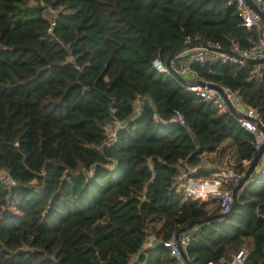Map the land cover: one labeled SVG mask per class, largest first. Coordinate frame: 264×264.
Returning a JSON list of instances; mask_svg holds the SVG:
<instances>
[{
  "label": "trees",
  "instance_id": "trees-1",
  "mask_svg": "<svg viewBox=\"0 0 264 264\" xmlns=\"http://www.w3.org/2000/svg\"><path fill=\"white\" fill-rule=\"evenodd\" d=\"M258 37L236 0H0V168L16 180L0 182V264H176L161 241L142 242L184 228H195L191 264L242 246L246 264H264V160L226 217L175 182L204 154V176L243 169L254 134L152 64L187 38ZM191 68L238 91L264 125V62ZM175 109L184 124L167 121Z\"/></svg>",
  "mask_w": 264,
  "mask_h": 264
},
{
  "label": "built area",
  "instance_id": "built-area-1",
  "mask_svg": "<svg viewBox=\"0 0 264 264\" xmlns=\"http://www.w3.org/2000/svg\"><path fill=\"white\" fill-rule=\"evenodd\" d=\"M236 1L244 25H255L259 29V37L257 40L253 41L249 46L243 47L236 39H230V45L225 48L216 41H206L199 44L187 38L184 47L175 54L167 59H162L160 56H157L153 59L152 64L160 72L175 75L181 85L193 91L203 100L209 101L218 111L233 113L240 125L254 134L256 154L264 140V131L258 126L259 116L255 110L242 104L238 91L233 90L228 85L215 83L204 74L191 68L192 62L205 64L210 61H221L232 64H244L251 57H261L264 55V19L249 6L246 0ZM253 1L264 11V3L262 7L259 5L261 0ZM256 71L257 67L253 68L251 73L256 74ZM154 117L156 118V115ZM167 121L178 122L180 124L185 123L183 114L178 109L174 110L173 115ZM115 125V127H118V125L123 126L124 122H116ZM111 128L108 131V136L105 141L108 145L116 139L115 128ZM254 155L251 158L242 160L244 168L241 170H235L234 166L228 163L221 165L212 173L210 180L199 177L203 176L204 173L200 169L205 171L213 167L208 157L203 155L197 165L182 166L175 177V182L179 189L191 196L216 198L219 203L220 212H227L230 210L233 202V190L245 174ZM254 172L255 170L250 173L249 179L252 178ZM0 182L8 187L16 184V180L5 167L0 168ZM194 231L195 228L174 230L164 239L159 238L154 232H150L143 238L142 247L151 246L161 241L176 260V264H191L188 257L184 256V253L186 254V247L189 245ZM247 256L248 248L242 246L230 256L221 257L218 261L207 264H246Z\"/></svg>",
  "mask_w": 264,
  "mask_h": 264
},
{
  "label": "water",
  "instance_id": "water-1",
  "mask_svg": "<svg viewBox=\"0 0 264 264\" xmlns=\"http://www.w3.org/2000/svg\"><path fill=\"white\" fill-rule=\"evenodd\" d=\"M246 2L249 4V6L251 8H253L263 19H264V11H262L259 6L253 1V0H246ZM191 46V45H190ZM249 61H252V62H257V63H262L264 62V55L261 56V57H251L249 58ZM171 70L177 74V72L171 68ZM178 75V74H177ZM141 104V102H140ZM258 126L264 131V125L262 123H258ZM195 141L198 142V138L197 137H194ZM263 150H264V140L262 142V145L261 147L259 148V150L256 152V154L254 155V157L252 158V161L248 167V169L246 170L245 174L241 177V179L239 180V182L237 183V185L235 186L234 190H233V202H232V205H231V208L229 211L227 212H220L218 214H215L214 216H229L233 209H234V202H235V199H236V193H237V189L240 187V185L246 181L250 175V173L256 169V166L258 165V163L262 162L260 161V157H261V154L263 153ZM183 252V251H182ZM184 256L186 257L185 253H184Z\"/></svg>",
  "mask_w": 264,
  "mask_h": 264
},
{
  "label": "rangeland",
  "instance_id": "rangeland-1",
  "mask_svg": "<svg viewBox=\"0 0 264 264\" xmlns=\"http://www.w3.org/2000/svg\"><path fill=\"white\" fill-rule=\"evenodd\" d=\"M261 64V63H260ZM113 128V127H112ZM111 128V129H112ZM110 129L108 128V131H109ZM211 155L213 154V153H210ZM206 157H208L206 154H204ZM208 159H209V157H208ZM260 161H263L264 160V150H263V153L261 154V157H260V159H259ZM261 166V163L259 162L258 163V165L256 166V169H255V172H254V174L257 172V170H258V168ZM133 257H134V255H133Z\"/></svg>",
  "mask_w": 264,
  "mask_h": 264
},
{
  "label": "crops",
  "instance_id": "crops-1",
  "mask_svg": "<svg viewBox=\"0 0 264 264\" xmlns=\"http://www.w3.org/2000/svg\"><path fill=\"white\" fill-rule=\"evenodd\" d=\"M199 177L202 178V179L210 180L211 177H212V174L211 175H207V176H204V174H203V176H199Z\"/></svg>",
  "mask_w": 264,
  "mask_h": 264
}]
</instances>
